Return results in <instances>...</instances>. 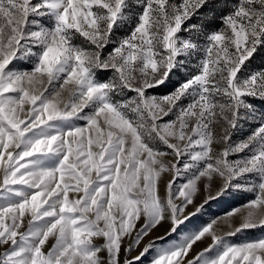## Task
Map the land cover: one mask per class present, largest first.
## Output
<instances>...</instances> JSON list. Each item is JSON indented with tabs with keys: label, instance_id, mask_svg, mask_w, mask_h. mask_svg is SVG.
I'll return each instance as SVG.
<instances>
[{
	"label": "snow or ice",
	"instance_id": "snow-or-ice-1",
	"mask_svg": "<svg viewBox=\"0 0 264 264\" xmlns=\"http://www.w3.org/2000/svg\"><path fill=\"white\" fill-rule=\"evenodd\" d=\"M257 57L264 0H0V264H264Z\"/></svg>",
	"mask_w": 264,
	"mask_h": 264
},
{
	"label": "rangeland",
	"instance_id": "rangeland-1",
	"mask_svg": "<svg viewBox=\"0 0 264 264\" xmlns=\"http://www.w3.org/2000/svg\"><path fill=\"white\" fill-rule=\"evenodd\" d=\"M255 63L260 64V63H264V60H262L260 57H257ZM247 128V126H246ZM252 198V194L251 193H241L238 194L234 199L226 202V203H221L219 205H212L211 207V213H214L215 216H221L223 215V213L227 210H229L230 208H235L237 206H239L240 204L245 203L248 199ZM238 218L234 219L232 221L233 225L236 224ZM204 222H207V217L204 218ZM195 223V221L193 222ZM229 227L227 224L221 223L220 225H218V231L220 232H225V231H229ZM164 229L160 228L158 229L153 235H163ZM261 234H264V232H262V230L260 229H255V230H248L245 233H240L239 235H237L236 237H233V241L234 242H240V240L245 239V238H255L257 236H260ZM207 244V241L201 244H198L196 246V251H199L201 248L205 247Z\"/></svg>",
	"mask_w": 264,
	"mask_h": 264
}]
</instances>
